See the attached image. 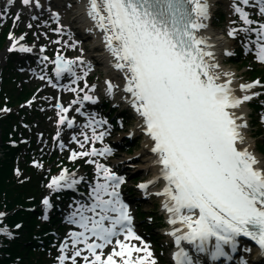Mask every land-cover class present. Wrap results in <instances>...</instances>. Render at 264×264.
Returning a JSON list of instances; mask_svg holds the SVG:
<instances>
[{
	"label": "snow or ice",
	"instance_id": "6c2138e0",
	"mask_svg": "<svg viewBox=\"0 0 264 264\" xmlns=\"http://www.w3.org/2000/svg\"><path fill=\"white\" fill-rule=\"evenodd\" d=\"M15 3L5 0L0 6V20L7 18ZM19 4L12 16L14 24L23 8L43 7L41 0H19ZM249 7L258 11L259 19L252 18ZM84 8L120 81L105 79V94L112 97L122 91L120 98L136 114V126L145 134V147L153 154L151 163L157 166L156 174L136 187L147 195L149 186L163 181L155 195L163 197L161 207L171 226L167 235L175 245L171 253L174 264H202L199 254L206 257L203 264H215L219 258L231 260L241 236L253 241L264 256V156H258L246 142L249 122L242 110L246 102L264 95V82L255 79L234 85L233 74L220 70L210 38L200 31L208 26L209 0H86ZM231 8L240 23L230 22L237 26L228 28V36L243 33L245 51H254L255 58L264 62V0H232ZM51 15L58 25L53 31L60 33L65 27L59 23L60 13L52 10ZM8 39V52H32L31 46L19 42L24 35L17 37L10 31ZM44 48L40 46L41 53ZM224 52L232 54L227 48ZM45 61H49L47 56L41 63ZM51 63L55 79L43 72L39 79L77 94L67 106L56 99L52 140H59L61 150L66 147L60 139L62 126H74L76 117L68 113L79 104L75 112L88 117L83 127L90 129L91 135L81 132V140L73 133L71 139L79 150L71 149L68 159L86 158L85 163L94 166L91 178L62 167L45 185L46 194L40 200L45 220L54 207V193L71 189L78 194L68 204L65 216L74 227L59 242L54 264H158L150 241L135 230L129 204L122 198L125 176L93 159L111 155L114 150L104 143L111 128L108 120L82 111L84 101L98 99L92 94L97 85H89L85 79L90 62L82 55L69 58L57 53ZM64 74L71 77L69 84L75 87L59 83ZM80 80L84 87L77 83ZM257 86L260 91L254 90ZM35 100L33 94L25 105L31 107ZM10 111L7 106L0 108V113ZM260 120L264 122V114ZM101 125L108 128L97 131ZM39 137L44 143L42 132ZM96 141L103 147L97 148ZM23 143H28L27 137ZM31 163L37 169L44 168L40 159L33 158ZM15 173L23 176L19 167ZM81 184H86L83 192L78 188ZM5 215L0 212V218ZM0 233L13 236L7 226H0ZM193 252L198 255L193 256ZM239 264L248 262L241 256Z\"/></svg>",
	"mask_w": 264,
	"mask_h": 264
},
{
	"label": "rangeland",
	"instance_id": "374dc122",
	"mask_svg": "<svg viewBox=\"0 0 264 264\" xmlns=\"http://www.w3.org/2000/svg\"><path fill=\"white\" fill-rule=\"evenodd\" d=\"M41 2H42V0H41ZM4 3H5V0H0V6H2ZM231 3H232V0H218V2H216L214 4V10H213L212 16L210 18L212 21L213 27L216 28L217 31L222 30L225 37H227V35H228L227 34L228 28L230 26L232 27V25H233V24H230V22L235 21L236 18H238V16L233 12V10L231 8ZM18 8H20V4H19V0H16V3L14 4V6L11 7L13 13H15ZM72 11H73V9L66 10L65 16H63V19L65 18V20L63 21L62 19H60V21H59L60 25L65 26L63 28V31L67 32L68 37L69 36L72 37V36L68 33L67 28L69 31L74 32V29L71 28L72 24L69 25V22L73 18V15H74ZM248 11L251 13L252 9H249ZM33 16L36 18L33 19L32 18ZM21 17L24 20L23 21V27H25L27 30L30 29L28 27L29 23L32 24L33 20L38 21L37 27L39 29H43L44 32L43 31H41V32L39 31L36 33L33 32L34 35L32 34L31 37L34 38L35 43L37 41H41L43 43L45 41H47V48H48V52L50 55L53 54L55 56L57 53L64 55V51L66 50V48L71 49V47H69L67 44L64 45L62 48L58 47V39L59 38H56L57 39L56 40L54 37H52V36L57 37L58 34L57 33L54 34L53 32H51L53 29L56 28L55 26H53L55 19H53L51 17V15H49L48 12L42 11V9L37 11L35 9V6H33L31 8H23L21 11L20 18ZM7 20H8V17H7ZM44 27H46V29H44ZM30 31H31V29H30ZM50 34H52V35H50ZM60 35H61V33H60ZM242 35H243V33H239L237 35L236 39L237 40H240V39L243 40ZM40 36L43 37V39H41ZM75 36H77L78 38L72 37L73 38L72 40L74 41L75 46L77 45V47H73L74 53L70 54L69 52H67L66 53L67 55H64V56H67L69 58H73V57L82 55L85 58L86 62L91 61L94 63L95 61L89 58V55L92 52V48H91V46L93 44L92 38L89 35L86 36L83 34H82L83 37L79 36V35H75ZM70 37H69V39H71ZM65 39H66V37H62V40L65 41ZM229 40H231V39H229ZM68 42H70V40H68ZM35 43L31 44V47L33 46V48H32V53H34L33 57H37V54L39 52V49L37 48V45H35ZM241 43H242V41H240V46H241ZM6 44L7 45H6L5 49L2 52H0V65L4 63L6 54L8 52L7 47L9 45V39H8ZM231 44H232V47H234V48L237 45V43H234L233 40H231L230 45ZM81 49H83V52L80 51ZM71 52H73L72 49H71ZM15 54H16V57L14 59L15 64L17 63L18 59H23V57L26 56L25 54H22V55L20 54L18 56V52H16ZM48 63H51V59H49V61H47V64ZM93 63H91L90 64L91 66H89L93 70V75L91 78L92 81L89 85H91L93 83L98 85V83L104 82L105 79H112L113 81L116 80L114 75L110 71L105 70L106 68L103 66V64L100 63V64L94 65ZM225 66H228V68H231V69L232 68L236 69L239 82L247 79L245 69H247L248 67L245 64L229 63L228 62V64H225ZM90 70H89V74H90V72H92ZM50 73H51L50 75H52V72H50ZM244 77H245V79H244ZM96 88H97V90L101 91L100 89L102 88V86H97ZM44 99L51 101V98L49 96H47ZM261 102H263V105H264V99ZM247 110L250 111V109H247ZM122 111L123 112H121L120 114L118 112L119 115H117V116H121V115H123L122 117H124V116L130 117L131 116L130 112L127 111L126 109H122ZM258 113L260 116L262 114H264V108L259 110ZM254 116H255L254 114H251L252 118L248 117L249 129L247 130V133L249 135H251V138L254 141H256V143H259V141H264V133L262 132V134L259 135L258 138L254 137L256 135V133H258L257 130L259 128V127L255 128V125H257V124L259 125V122H261L260 116H259L258 120H254V118H255ZM256 117H258V115ZM124 120H125V122H123L121 124L122 127L121 126L119 128L116 127L119 129L117 131V133H115V132L112 133L111 131H113V129L110 128L109 134H111L110 138L112 137L111 141L114 143H117V144H121V143H124V142L129 140V142L127 143L125 148L123 146H121V148L118 149V151H115V153H114L115 158H117L114 165L117 167L127 168L126 172H123V173H124L125 177L127 178V180H128V178H130V180H128V184H126V188H128L130 181H132L133 179H137L138 181L139 180L140 181L147 180L150 178L151 173H150V171L147 172V171H144V170L138 168L139 167L138 164L139 165L141 164V159L144 158V156H145V155L144 156L142 155L143 145H142V140H141L140 136L138 135V133H136V131H135L132 136L126 137V134H128L129 131H133L132 129L134 127V124H136L135 119L125 118ZM117 122L119 123V121H117ZM44 124H45L46 129H48L49 127L54 129V126L52 124V119L50 121L48 120V118L45 119ZM126 125H128V126H126ZM107 128H108V126H107ZM124 136L126 138H123ZM119 138H121V140L118 141ZM49 148L52 149V147H49ZM261 156H264V153H262ZM149 207H151V204H149V203H146L143 205L144 210L149 209Z\"/></svg>",
	"mask_w": 264,
	"mask_h": 264
},
{
	"label": "trees",
	"instance_id": "16d2710c",
	"mask_svg": "<svg viewBox=\"0 0 264 264\" xmlns=\"http://www.w3.org/2000/svg\"><path fill=\"white\" fill-rule=\"evenodd\" d=\"M4 43V39L3 36H0V47L3 45ZM251 77L256 76V74H258V72H254L252 71L251 73ZM12 83H5L3 90L10 95V104H13V102L15 101L16 98L18 99H24V97H26V95L22 94V93H15V91H17V89L13 86V88L10 89V86H12ZM17 116H15V114L11 113L9 115H7V117H4L1 122H3V124L1 125L3 127V135H2V139L6 140V138H8V132H12V127H10V124H12L13 122L15 123L17 121ZM15 136V133L13 134ZM16 137V136H15ZM3 147H5L6 149H8V151L5 153V157L2 161H0V207H3L5 209L7 208H12L14 209V204L17 203V205H28L25 201L24 198L26 197H30L28 192H31L32 189L34 188V182L33 179L31 180V178L28 180V182L26 181H19V178L15 179V177L13 178V172H11V161L8 158V154L11 153L12 155L15 153V151H17L16 149L10 148L9 146H7L6 144L3 145ZM27 170V168H26ZM3 201H2V200ZM18 212L14 215V219H12L13 221H16L18 219H22L24 222L26 220H28L32 217H30L29 213L24 212V210H22L21 208H18ZM34 219H32L33 222ZM24 228H27L28 232L30 230V228H34L33 223L29 222L27 223V225L24 226ZM22 242H12L9 244V248L5 249V253H7V256L5 254H1L0 255V264H10V262L12 264H28L34 260L33 259V251L32 248H30L29 246L23 247L22 249ZM26 251L29 252V255H26ZM18 259V260H16ZM33 263V262H32Z\"/></svg>",
	"mask_w": 264,
	"mask_h": 264
},
{
	"label": "bare ground",
	"instance_id": "6f19581e",
	"mask_svg": "<svg viewBox=\"0 0 264 264\" xmlns=\"http://www.w3.org/2000/svg\"><path fill=\"white\" fill-rule=\"evenodd\" d=\"M70 1H73L72 2L74 4L73 7H74V9L76 8L74 10L75 16H74V19H73V23L75 22V24L79 26V30H81L82 32L84 31V34L85 35H89L93 39V41H94V43H93V46H94L93 47V51L95 53H92L91 55H89V58L92 59V60H94L96 64H100V63L103 64V66H105V68H107L106 70L110 71L114 75L115 79H117L116 78V75H117L116 74V70L113 69L111 67V65L108 63L110 57H109L108 52L103 47V42L101 40V35H100V33L98 31H96L93 28V22L86 15L85 8H84V5L86 3V0H70ZM217 1L218 0H209V3H210V13L214 10V4ZM61 12H65V10H61ZM90 28H92L93 30L92 31H88V29H90ZM200 31H201V34H206L210 38V42L213 45V51H214L216 60H217V62L220 65V70L227 71V72H231L233 74V76H234L233 83H234V85H236L235 84L236 77H235L234 71L227 69L221 63V52H220V50L222 48L227 47L229 41L224 38L223 33H221L219 30L217 31L215 28L212 27L211 22H210V19L208 21V26L206 28H204V29H201ZM64 36H65V34H64ZM116 93L119 96V94L122 93V91H117ZM124 103L126 104L125 101H124ZM129 109H130V111H132V109H131L130 106H129ZM247 109L248 108L244 104L242 110H245L246 111V114L248 112ZM137 122H138V119H137ZM132 130L135 131V126L133 127ZM141 133L143 134V137H144V143H142V145H143L142 151H143V153H144L145 156L142 153V155L144 156V158L141 159V164L140 165L138 164V166H139L138 168L139 169H142L144 171H147V172L150 171V173H152V175L153 174L155 175L156 174V170H157V166L151 163L153 154L151 153V151H150V149L148 147H145V145H146V143L148 141H147V138H146L145 134L142 131H141ZM247 137H248V139H247L246 142L249 144V146L251 147V149L253 151H255V153L258 156H261V155H259L256 152V150H254L255 141L249 137V134L248 133H247ZM159 182H161V180ZM160 198L163 199V197H161V196H160ZM166 217H167V213H166ZM226 251H230V250H226ZM202 255L203 254H199V257H202ZM254 255L257 256L259 259L262 258L261 255L258 256V253H255L254 252ZM252 260H254V258ZM260 263H262V262H260Z\"/></svg>",
	"mask_w": 264,
	"mask_h": 264
}]
</instances>
